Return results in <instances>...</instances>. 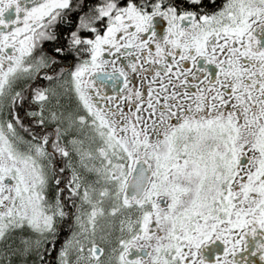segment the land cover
<instances>
[{"label": "snow or ice", "instance_id": "1", "mask_svg": "<svg viewBox=\"0 0 264 264\" xmlns=\"http://www.w3.org/2000/svg\"><path fill=\"white\" fill-rule=\"evenodd\" d=\"M0 264H264V0H0Z\"/></svg>", "mask_w": 264, "mask_h": 264}]
</instances>
